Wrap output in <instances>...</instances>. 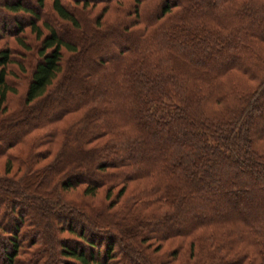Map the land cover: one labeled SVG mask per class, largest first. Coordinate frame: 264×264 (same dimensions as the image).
<instances>
[{"label":"trees","instance_id":"trees-1","mask_svg":"<svg viewBox=\"0 0 264 264\" xmlns=\"http://www.w3.org/2000/svg\"><path fill=\"white\" fill-rule=\"evenodd\" d=\"M202 3L0 0V264H264V0Z\"/></svg>","mask_w":264,"mask_h":264},{"label":"rangeland","instance_id":"rangeland-1","mask_svg":"<svg viewBox=\"0 0 264 264\" xmlns=\"http://www.w3.org/2000/svg\"><path fill=\"white\" fill-rule=\"evenodd\" d=\"M210 0H202V5H201V8L203 9H207L206 8V5L205 3H209ZM33 3V2H32ZM28 16V15H26ZM29 17V16H28ZM3 26L4 29H10L14 23H13V20H12V17L11 15L9 14H4L3 12H0V26ZM261 32V30H259ZM64 32L63 30L60 31V33ZM66 38H68V36H66V34L64 35ZM29 39H31V37H29ZM9 39H0V45H7L9 43ZM12 44V43H11ZM33 44L32 40H31V45ZM98 48H91L90 49V53H95V52H98L97 50ZM113 51V48L109 45L107 46L105 49H100V51L98 52V55L100 56H104V55H108L110 54L111 52ZM22 52V51H20ZM96 54V53H95ZM22 56V57H21ZM20 57L16 54L14 56V59L16 60H19L21 63H23L25 66V69L24 71H21L17 65H9L10 68H11V71H12V74L9 75V78H10V82L11 83H14L15 84V87H16V93L14 94H9L10 96V102L9 104L7 105L9 107V109L11 108H14L15 107V103H16V100L18 99V97L21 95L25 85H26V82L28 80V73H29V70L31 69V66L32 64L34 63V61L36 60V55L34 53H32V51H27L23 53V55H21ZM79 63V68L76 72V74L74 75H71L72 76V80H73V84L70 83V82H66V86H67V92H66V95L67 97H69L70 99L69 100H72V102H77L79 101L82 97H84L85 95L89 94L90 92V89L89 87L87 86H84L82 84V74H83V71H84V68L86 67V63L82 60H78L77 61V64ZM93 84V83H92ZM52 96V95H51ZM61 97V96H59ZM57 104V98L56 97H51V99L49 100V109L51 107H53V105L55 106ZM48 109V110H49ZM51 111V110H50ZM57 111L56 109L53 111L55 112ZM36 114H31L30 116H35ZM264 129V122H258L255 126H254V130L257 131V130H263ZM153 146V145H151ZM132 151V150H131ZM132 154L134 155H140L141 153L137 150H135L134 152L132 151ZM3 167H4V157L3 156H0V174L2 173L3 171ZM16 168V163L15 162H12V171ZM82 174L83 175H86L87 172L86 171H82ZM130 189V188H128ZM81 186H78L74 189H70V190H67L64 192L65 194V197L66 198H77L81 195ZM128 192V191H127ZM127 192L125 194H127ZM102 195H103V188L101 189H98L96 191V194L95 196L92 198L93 201H98L102 198ZM218 212H221V208L217 209ZM61 221H64L61 219ZM77 227V226H76ZM2 241H0V251L2 250V244H1ZM6 248V247H5ZM4 248V250H5ZM20 258H25L23 255L20 256Z\"/></svg>","mask_w":264,"mask_h":264}]
</instances>
